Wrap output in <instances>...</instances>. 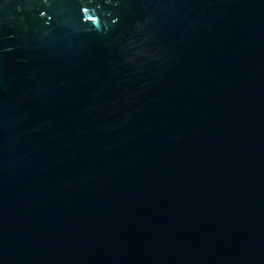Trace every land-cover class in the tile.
Wrapping results in <instances>:
<instances>
[{"label": "water", "instance_id": "1", "mask_svg": "<svg viewBox=\"0 0 264 264\" xmlns=\"http://www.w3.org/2000/svg\"><path fill=\"white\" fill-rule=\"evenodd\" d=\"M0 264H264V0H0Z\"/></svg>", "mask_w": 264, "mask_h": 264}]
</instances>
